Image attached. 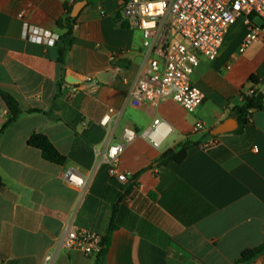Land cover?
Here are the masks:
<instances>
[{
    "label": "crops",
    "instance_id": "crops-1",
    "mask_svg": "<svg viewBox=\"0 0 264 264\" xmlns=\"http://www.w3.org/2000/svg\"><path fill=\"white\" fill-rule=\"evenodd\" d=\"M84 2L61 80L58 47L25 40L24 22L60 38L66 30L58 24L76 0H0V91L23 112L0 134V264H42L67 229L105 238L112 219L106 264L240 263L244 252L264 245V108L259 95L253 106L244 98L264 86L263 28L260 41L240 54L246 28L239 20L216 61L200 56L193 81L204 102L194 113L171 99L135 107L129 95L144 62L142 36L114 21L128 20L122 0ZM109 108L119 118L106 129L100 121ZM9 117L0 94V131ZM156 119L169 123L171 135L159 149L141 138L128 145L118 167L129 181L111 178L97 152L120 143L123 128L144 132ZM199 122L206 131L194 134ZM226 122L231 131L206 148L214 139L207 135ZM35 133L49 138L64 165L28 145ZM187 141L200 145L182 163L158 164ZM68 168L85 174L84 192L65 182ZM263 260L264 253L245 263ZM54 264H97V256L60 250Z\"/></svg>",
    "mask_w": 264,
    "mask_h": 264
},
{
    "label": "built area",
    "instance_id": "built-area-1",
    "mask_svg": "<svg viewBox=\"0 0 264 264\" xmlns=\"http://www.w3.org/2000/svg\"><path fill=\"white\" fill-rule=\"evenodd\" d=\"M121 11L130 25L140 32L145 51L142 68L129 95L131 104L139 107L145 102L158 107L162 101L171 99L189 113H194L204 102L203 93L193 81L200 65V56L211 62L216 61L229 30L239 20L243 21L246 28V36L239 48L240 54L260 41L264 26V0H122ZM21 19L24 20L25 16L22 15ZM256 20H260L262 26ZM23 37L46 46H55L60 39L58 35L26 22ZM98 83L99 80H96L95 84ZM72 95L70 93L69 97ZM258 95L264 108V86L260 94L250 89L244 98ZM118 118L119 113L109 108L100 125L106 129L112 124L116 126ZM204 131L206 126L201 122L193 127L194 134ZM171 133L172 127L162 119L154 120L147 130L140 133L125 127L121 142L108 146L103 153L98 151L97 155L108 164L111 178L126 183L129 181L128 176L118 167L126 147L141 138L159 149ZM217 145L214 138L206 144V148ZM64 180L81 192L87 189L86 176L77 168H68ZM103 248V236L67 229L58 250L48 253L42 264H54L60 250H80L86 257H93L98 256ZM261 264H264V260Z\"/></svg>",
    "mask_w": 264,
    "mask_h": 264
},
{
    "label": "trees",
    "instance_id": "trees-1",
    "mask_svg": "<svg viewBox=\"0 0 264 264\" xmlns=\"http://www.w3.org/2000/svg\"><path fill=\"white\" fill-rule=\"evenodd\" d=\"M87 1L88 4L92 3L93 0H76V4L80 2ZM67 18L63 21L59 22V27L63 30H66L64 36L60 37L56 46L58 47V57H57V64L60 73V79L63 80L65 78V66H66V58L72 47L77 43V39L74 36L75 28L77 19L72 16V8L68 10ZM123 15V13H122ZM114 21L120 26L121 28H128L130 24L128 20L122 17H115ZM118 21V22H117ZM1 97L5 102L7 109L9 111L10 117L8 121L5 123L3 128L0 131V134L11 124L15 123L19 117L22 115V110L18 101L12 97L10 94L0 91ZM246 102L253 106V98H245ZM260 104L262 102L261 98L259 99ZM244 112V111H243ZM207 138H216L211 133L207 135ZM28 145L32 148L39 150L42 154V157L45 161L56 164V165H64L66 163V158L62 156L55 146L51 143L49 138L42 133H35L29 140ZM200 145V143L187 141L177 145L174 149L165 153L159 160V165H170V164H180L182 163L186 156L187 150L192 146ZM5 186L0 178V190L4 189ZM123 195L118 196L117 202L118 204L122 201ZM118 204L114 206L113 214L115 215L118 209ZM117 229L116 225L113 222L110 223L108 232L106 237L104 238V248L102 252L97 256V264H106V253L109 247L110 239L112 233ZM264 253V245L259 246L257 248L248 250L242 254L240 262H249L259 255Z\"/></svg>",
    "mask_w": 264,
    "mask_h": 264
},
{
    "label": "water",
    "instance_id": "water-1",
    "mask_svg": "<svg viewBox=\"0 0 264 264\" xmlns=\"http://www.w3.org/2000/svg\"><path fill=\"white\" fill-rule=\"evenodd\" d=\"M85 5V2H80V3H77L74 8H73V13H72V16L74 18H77L78 15L80 14L81 10L83 9ZM66 81L68 83H80L79 80H76L74 78H66ZM231 131V128H230V125H229V122H226L224 124H222L221 126L217 127L215 130L212 131V135L213 136H219V135H222V134H225L227 132Z\"/></svg>",
    "mask_w": 264,
    "mask_h": 264
},
{
    "label": "rangeland",
    "instance_id": "rangeland-1",
    "mask_svg": "<svg viewBox=\"0 0 264 264\" xmlns=\"http://www.w3.org/2000/svg\"><path fill=\"white\" fill-rule=\"evenodd\" d=\"M256 23L258 24V25H261L262 26V24H261V21L260 20H256ZM263 27V30H264V26H262Z\"/></svg>",
    "mask_w": 264,
    "mask_h": 264
}]
</instances>
